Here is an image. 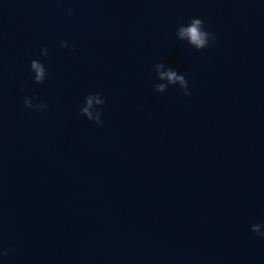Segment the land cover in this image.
I'll use <instances>...</instances> for the list:
<instances>
[{
	"label": "water",
	"instance_id": "95a60500",
	"mask_svg": "<svg viewBox=\"0 0 264 264\" xmlns=\"http://www.w3.org/2000/svg\"><path fill=\"white\" fill-rule=\"evenodd\" d=\"M0 254L264 264V0H0Z\"/></svg>",
	"mask_w": 264,
	"mask_h": 264
},
{
	"label": "clouds",
	"instance_id": "9594fccd",
	"mask_svg": "<svg viewBox=\"0 0 264 264\" xmlns=\"http://www.w3.org/2000/svg\"><path fill=\"white\" fill-rule=\"evenodd\" d=\"M201 21L197 20V21H194L192 27L190 29H187L185 31L189 32L191 34V37L194 41H196L198 43V45H203L204 43V40H203V36L204 34L203 33H200L199 32V25H200ZM198 36L200 38H198ZM213 40H215V36L213 35ZM33 67L34 68H38V65L36 64H33ZM2 255V254H0Z\"/></svg>",
	"mask_w": 264,
	"mask_h": 264
}]
</instances>
